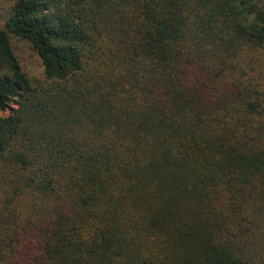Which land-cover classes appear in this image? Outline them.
Instances as JSON below:
<instances>
[{
  "label": "trees",
  "instance_id": "trees-1",
  "mask_svg": "<svg viewBox=\"0 0 264 264\" xmlns=\"http://www.w3.org/2000/svg\"><path fill=\"white\" fill-rule=\"evenodd\" d=\"M0 264H264V0H14Z\"/></svg>",
  "mask_w": 264,
  "mask_h": 264
},
{
  "label": "rangeland",
  "instance_id": "rangeland-1",
  "mask_svg": "<svg viewBox=\"0 0 264 264\" xmlns=\"http://www.w3.org/2000/svg\"><path fill=\"white\" fill-rule=\"evenodd\" d=\"M14 0H0V28L3 27L10 6ZM15 51L19 56L25 70L33 75H39L42 72V64L37 53L32 49L31 45L23 40L13 38Z\"/></svg>",
  "mask_w": 264,
  "mask_h": 264
}]
</instances>
